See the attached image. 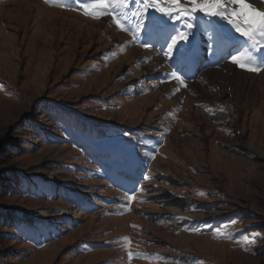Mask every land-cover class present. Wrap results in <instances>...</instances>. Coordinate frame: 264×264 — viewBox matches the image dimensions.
<instances>
[{
	"label": "rangeland",
	"instance_id": "obj_1",
	"mask_svg": "<svg viewBox=\"0 0 264 264\" xmlns=\"http://www.w3.org/2000/svg\"><path fill=\"white\" fill-rule=\"evenodd\" d=\"M248 2L264 8L262 0ZM137 9L132 0L125 10L129 28ZM152 18L160 30L133 40L110 15L93 19L78 3L0 0V183L8 185L9 175L29 182L28 192L0 198V207L54 227L18 239L25 255H12L11 264H264L254 252L260 237L246 227L252 221L237 213L249 210L264 224V71L233 65L227 53L244 39L203 14L191 29L175 25L190 42L181 44L183 57L168 59L162 48L172 23L149 9ZM221 36L234 39L221 43ZM43 103L102 121L95 130H137L121 129L132 146L118 164L131 169L136 192L91 167L83 146L42 117ZM59 187L66 193L52 197ZM40 235L52 239L39 243ZM248 241L250 252L242 247Z\"/></svg>",
	"mask_w": 264,
	"mask_h": 264
},
{
	"label": "snow or ice",
	"instance_id": "obj_2",
	"mask_svg": "<svg viewBox=\"0 0 264 264\" xmlns=\"http://www.w3.org/2000/svg\"><path fill=\"white\" fill-rule=\"evenodd\" d=\"M45 2L56 7H72V3L81 4L83 14L93 19L110 15L112 23L119 30L129 32L133 40L138 39L137 33L144 32L151 36L153 32L150 29L160 30V23L157 20L154 18L146 20L148 10L155 9L162 17H167L172 23V34L166 37V43L163 46L167 50L164 51L162 48V54L168 59H172L173 56L183 57L181 44L190 42L191 33L177 30L175 27L177 23L183 24L186 29H191L193 24L189 21L194 20L197 14H203L208 20L226 21L235 33H238L239 37L245 41L240 48L229 49L227 53L229 61L247 72L264 71V8H258L248 0H186L185 3H181V0H136L138 9L131 14L137 20L133 28L127 26L129 14L125 11L129 8L132 0H89L87 3H84L83 0H72V3L69 4L63 3L62 0H45ZM117 9L120 11L118 12ZM164 23L167 24V21ZM233 39L231 36L220 37L221 43ZM142 46L150 48L153 45L143 43ZM168 75L177 81L179 85H184V79L177 71H172ZM176 91H179V88ZM128 199H133V196L129 195ZM133 227L136 226L133 225ZM220 232L221 230L217 229L218 235ZM260 235L256 233L255 237ZM122 239L130 244L128 237ZM251 243L252 241H248L243 245V250L246 252L252 251ZM132 257L133 253L129 251L128 259L131 260ZM154 258L162 259L161 257Z\"/></svg>",
	"mask_w": 264,
	"mask_h": 264
},
{
	"label": "trees",
	"instance_id": "obj_3",
	"mask_svg": "<svg viewBox=\"0 0 264 264\" xmlns=\"http://www.w3.org/2000/svg\"><path fill=\"white\" fill-rule=\"evenodd\" d=\"M124 92L127 91L125 90ZM38 108L40 112L44 113L42 117H46L47 120H52L53 122L58 123V126H61L63 132L66 135H68V137L70 138L69 140L79 144L80 146L81 145L83 146V148L86 151L82 150L81 154L83 155L87 154L88 157L86 158L89 162H91L90 163L91 167L96 166L102 168V170H104L102 173L106 174L111 179L116 177L122 181L126 180L125 178L123 179L121 175L118 174L117 170H111L107 167L109 160L117 157L114 152L106 151L105 149L106 145H114L113 142L108 140V137L109 135H111V132L112 133L117 132V129L115 127L113 126L105 127L102 125L100 130H95L96 128L95 125H98L97 123L102 121H94V122L83 121L78 116H76L75 113L67 112L64 109L59 108V106H54L50 103H43L40 106H38ZM89 122L93 123L92 125L93 127L89 125ZM92 130L96 131L95 134L93 135L91 133ZM73 147L77 148V146H73ZM77 149L80 150L79 148ZM78 168L79 167H77L75 170H78ZM8 178L11 179L8 185H5L6 184L5 182L0 183L2 184L0 186V198H3L4 196L7 195L16 196L18 192L21 191H26V192L29 191L28 189L29 182L26 181L23 177H18L17 175L12 177L9 175ZM102 181L107 182V179H104ZM62 192L66 193V190L63 189L62 187H59L56 191H53L52 197H55L56 195H57L56 197H58V195H60ZM73 196L74 194H71L66 197L68 199H71L73 198ZM77 205H81V203L79 202L77 203ZM82 206H84V209L86 210H91L92 208L90 206V203L88 202L82 203ZM237 213L241 214L240 216L242 218L246 217L252 221L253 224L251 226H246L247 228L251 229L250 230L251 233L261 234L259 236L260 237L259 239L260 241H258L259 243H257V245L254 247V252L255 254H257L256 256L264 259V224L256 223L249 210L238 209ZM34 219L35 218H30L28 216H25L21 212H17L15 210H13V212L6 211V209L0 207V244H6V247L4 249H0V264H11L12 255L18 257V260H21L22 257L25 255V253L23 254L25 250L21 252V250H23V246H21L18 249L15 248L16 245H18L17 244L18 239L20 241L24 240V242L27 243L29 240V236H28L29 234L32 233L41 234V232L43 231L50 233L49 231H51L54 228L53 225H48L47 222L35 221ZM9 230L11 234L8 233ZM248 234L250 233L248 232ZM51 239H52L51 237L47 239V237L44 238L43 236L40 235L37 240L39 243H42L44 241H49ZM16 249L17 252H15Z\"/></svg>",
	"mask_w": 264,
	"mask_h": 264
},
{
	"label": "bare ground",
	"instance_id": "obj_4",
	"mask_svg": "<svg viewBox=\"0 0 264 264\" xmlns=\"http://www.w3.org/2000/svg\"><path fill=\"white\" fill-rule=\"evenodd\" d=\"M197 51H198V50L195 49V52H197ZM213 57H214V56H212V59L215 61V60L217 59V57H216V59H214ZM195 61H196V60L193 61V66H195V63H196Z\"/></svg>",
	"mask_w": 264,
	"mask_h": 264
}]
</instances>
